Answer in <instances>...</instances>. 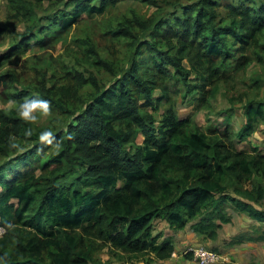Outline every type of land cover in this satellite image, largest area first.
Wrapping results in <instances>:
<instances>
[{"label": "trees", "instance_id": "16d2710c", "mask_svg": "<svg viewBox=\"0 0 264 264\" xmlns=\"http://www.w3.org/2000/svg\"><path fill=\"white\" fill-rule=\"evenodd\" d=\"M8 1L14 17L26 27L18 33L0 26V38L9 32L19 36L17 44L0 56V69L23 49L47 47L52 34L45 33L71 29L79 11L103 13L120 0H102L101 6L94 4L97 0ZM46 1L57 7L77 4L79 9L74 14L59 12L52 26L38 27L34 7ZM175 1L182 9L194 1L196 15L189 30L195 42L170 41L164 31L153 37L163 18L142 20L134 15L128 22L139 32L128 25L116 30L131 38L128 66L117 67L88 42L94 64L102 66L110 79L103 83L90 70L87 77L82 74L81 85L91 87L88 99L80 100L79 106L69 105L78 97L75 94L67 92L65 100L51 95L44 75L40 88H24L22 95L31 100L15 109H0V156L10 158L15 153L30 159L11 178L0 176V225L6 229L0 238V264H101L98 255L106 248L122 262L144 256H153L146 264L167 260L175 250L173 238L161 241V235L154 233L158 219L173 230L193 223V231L215 240L222 224L231 222L229 206L261 223L230 244L264 241V154L257 148L238 150L229 139L230 126L221 134H209L194 117L180 120L174 105L158 121L155 113L169 90L154 70L144 69L152 62L165 75L182 81L189 93L211 94L228 78V61L229 65L236 61L241 70L253 61L264 68V7L232 9V22L222 25L214 0ZM144 51L149 60L140 59ZM250 53L255 55L252 59ZM165 64L174 69L172 73ZM193 74L200 78L199 86H191ZM16 79L12 72L0 74L2 94ZM252 80L254 87L264 88V69ZM157 89L164 94L156 98ZM32 100L61 110L66 117L63 125L54 130L35 127L24 118L31 112ZM243 109L246 123L236 136L242 141L264 124V89L262 96L248 98ZM139 135L144 136L141 144ZM25 141L31 145L20 153ZM40 156L43 162L35 168L31 162Z\"/></svg>", "mask_w": 264, "mask_h": 264}, {"label": "rangeland", "instance_id": "374dc122", "mask_svg": "<svg viewBox=\"0 0 264 264\" xmlns=\"http://www.w3.org/2000/svg\"><path fill=\"white\" fill-rule=\"evenodd\" d=\"M171 1V0H170ZM173 4L163 3L161 0L158 4L153 3V0H120L116 5L109 4L103 13L90 14L87 11H79L80 18L77 24L67 31H54L50 43L46 47L35 46L34 49H23L19 54L15 55L8 63L0 69V74L14 73L17 78L8 87L6 93L2 94L3 87L0 86V109L10 110L17 108L21 102L31 100V96H23L22 92L27 88H40L43 76H46L47 87L50 88L51 95L57 99H64L65 94H75L74 99L69 102L70 107H77L80 105L79 101L87 100L88 90L91 86H82L80 83V76L85 74L83 78L87 77L88 70L94 72L101 82L108 83L110 76L102 66L95 65L92 57L89 55L88 42L95 44L99 54L113 63L119 68L128 66L130 58L133 55L131 48V38L117 34L116 30L120 26L125 25L135 32L140 29L129 23L128 20L136 15L142 20H153L163 18L164 24L158 27L153 34V37H159L165 32L170 41L176 42L179 38H185L188 41H196V36L189 30V25L193 22L196 15V6L194 1L187 4V8L182 9L180 3L172 0ZM216 2V10L218 12V22L222 25H227L232 22V9L236 11L246 10L248 8H256V6L264 7V0H214ZM97 6L102 5V0L94 2ZM35 12L38 16H34L33 20L38 27L52 26L55 16L60 15L59 12H66L67 14H74L79 9L77 4H72L67 7H57L51 2H43L37 4ZM15 10L8 0H0V26L8 25L11 29H15L18 33L25 31L26 22L20 21L14 17ZM164 34V35H165ZM264 39V32L262 34ZM19 40V36L14 32H9L0 38V56L7 53L13 48ZM148 52L144 51L141 58L149 60ZM249 56V53L247 54ZM251 59L255 56L250 53ZM227 62L226 77L217 84L216 89L212 90L211 94H205L192 90L188 92L185 84L180 80L172 79L154 66L152 62L146 63L144 69L151 73H156L159 76V82L169 90L166 95L164 103L155 113L156 119L159 121L162 113L174 105L177 116L180 120H185L194 117L195 122L199 127L209 134L226 132L231 127L229 139L231 136L232 142L238 148L243 143L239 142L237 130L242 125L245 112L243 109L244 103L248 98H253L255 95L263 93L262 89L253 86V78L262 74L263 66L256 61L251 62L245 69H237L236 61L231 60ZM183 64L190 68L187 60ZM170 73L173 68L165 64ZM191 86H199L200 78L193 74L190 77ZM192 89V88H191ZM187 91V94H186ZM260 92V93H259ZM259 93V94H258ZM164 94L163 91L157 89L155 97ZM213 94V96H212ZM209 95V96H207ZM165 96V95H163ZM206 96V97H203ZM240 99V100H239ZM242 99V100H241ZM65 100V99H64ZM234 100V101H231ZM31 112L25 113L24 118L33 122L35 127H43L45 129L54 130L63 125L66 120L64 113L61 110L54 109L48 105H42L37 101H31ZM153 112L151 107L146 109ZM63 113V114H62ZM157 124H159L157 122ZM253 135V136H252ZM249 139L248 147L253 144L259 147L260 151L264 152V124L260 126L259 130L253 133ZM251 139V140H250ZM144 141V136L139 135L137 143L141 144ZM251 144V145H250ZM24 145V146H23ZM30 143L27 141L21 144L20 153L29 149ZM47 152L43 153L46 156ZM30 159L24 158L22 155L11 153L10 158H3L0 156V176L11 178L14 174L23 168L24 164ZM43 162L41 156L33 160L31 164L40 166ZM36 173L39 175L40 170ZM231 207V206H229ZM233 208V207H232ZM158 219L155 223L157 227L165 226L164 220ZM161 221V222H159ZM256 227V226H255ZM258 227V226H257ZM264 229V225L262 226ZM239 235V234H238ZM204 247L208 248L207 245ZM217 251H219L217 249ZM109 249L103 250L98 255L101 264H111L110 260L105 258V255L113 257L108 253ZM222 252V251H219ZM106 253V254H105ZM114 258V257H113ZM106 259V260H105ZM140 260L141 258H136ZM135 259V261H136ZM117 260V259H116ZM134 260V259H133ZM132 260V261H133ZM107 261V262H106ZM118 261V260H117ZM122 262L119 264H130L133 262ZM113 263V262H112ZM257 264H260L256 261Z\"/></svg>", "mask_w": 264, "mask_h": 264}, {"label": "crops", "instance_id": "0c3cea01", "mask_svg": "<svg viewBox=\"0 0 264 264\" xmlns=\"http://www.w3.org/2000/svg\"><path fill=\"white\" fill-rule=\"evenodd\" d=\"M162 103H164V101ZM242 122V125L236 132L237 134L246 123L245 117L243 118ZM249 138L250 137H248V139ZM236 139H238L239 142L243 143L240 148L238 147V150L251 152L253 148H257L260 151L259 147L255 144H253L251 147H248L247 144L249 143V141L247 139L244 141L240 140L239 138ZM262 153L264 154V152ZM262 209L264 210V207ZM226 211L227 214L231 217V222L222 224V227L218 231V237L215 240H211L204 234L193 231V229L191 228V224L193 223H190L183 230L171 229L166 221H163L165 222V226H162L161 228L157 227L156 229L155 226L154 233L156 235H161V241L167 237L173 238V245L175 250L170 259H156L153 260L150 264H198L195 260L192 250L204 245H207L209 249H218L219 251L230 253L233 257V264H257L256 261L258 263L261 262L260 264H264V241H245L242 243H236L232 245L230 244L238 234H243L249 231L251 232L255 226H260L261 223L252 219L245 213L236 212L232 207H227ZM187 251H190L188 253L192 254L191 258H187ZM108 253L111 255L110 252ZM149 257L153 256L140 257L141 259H136V261L134 259V262L132 261L133 263L130 264H146V260ZM105 258L110 260L109 263L111 264L120 263L113 257L107 256V254L105 255Z\"/></svg>", "mask_w": 264, "mask_h": 264}, {"label": "built area", "instance_id": "2783aa9c", "mask_svg": "<svg viewBox=\"0 0 264 264\" xmlns=\"http://www.w3.org/2000/svg\"><path fill=\"white\" fill-rule=\"evenodd\" d=\"M5 232L6 229L0 225V238ZM192 253L198 264H233V257L230 253L215 251L204 246L195 248Z\"/></svg>", "mask_w": 264, "mask_h": 264}]
</instances>
